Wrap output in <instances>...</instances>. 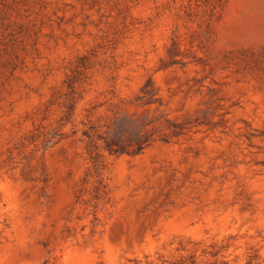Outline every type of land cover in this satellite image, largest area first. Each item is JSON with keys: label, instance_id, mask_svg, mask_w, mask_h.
Here are the masks:
<instances>
[{"label": "rangeland", "instance_id": "374dc122", "mask_svg": "<svg viewBox=\"0 0 264 264\" xmlns=\"http://www.w3.org/2000/svg\"><path fill=\"white\" fill-rule=\"evenodd\" d=\"M192 255L264 264V0H0V264Z\"/></svg>", "mask_w": 264, "mask_h": 264}, {"label": "trees", "instance_id": "16d2710c", "mask_svg": "<svg viewBox=\"0 0 264 264\" xmlns=\"http://www.w3.org/2000/svg\"><path fill=\"white\" fill-rule=\"evenodd\" d=\"M108 147H109V150L111 152H119V151L125 150L122 146L121 147H114V145H112V144H109ZM218 252L219 251H214V252L212 251V254L215 256L218 254ZM225 263H227V262L225 261ZM172 264H198V262H197V258L192 255V256H190L189 261H187V259H182L181 261H175ZM247 264H255V263H254V260L251 258L247 262Z\"/></svg>", "mask_w": 264, "mask_h": 264}]
</instances>
